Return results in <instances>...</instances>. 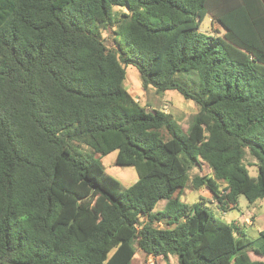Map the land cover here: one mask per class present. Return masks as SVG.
I'll list each match as a JSON object with an SVG mask.
<instances>
[{"label":"trees","instance_id":"trees-1","mask_svg":"<svg viewBox=\"0 0 264 264\" xmlns=\"http://www.w3.org/2000/svg\"><path fill=\"white\" fill-rule=\"evenodd\" d=\"M129 66L194 103L185 132L134 101ZM111 152L130 187L96 159ZM188 184L264 210V0H0V264H264V228L183 202Z\"/></svg>","mask_w":264,"mask_h":264},{"label":"rangeland","instance_id":"rangeland-1","mask_svg":"<svg viewBox=\"0 0 264 264\" xmlns=\"http://www.w3.org/2000/svg\"><path fill=\"white\" fill-rule=\"evenodd\" d=\"M115 13L120 11H125V9L114 8ZM116 31L115 27L111 29L104 30L101 29V36L104 39L105 45L108 48L114 46H123L124 44V35L114 34ZM200 32L212 35H220L222 30L217 25H211L209 17H205L200 24ZM125 88L128 93L132 96L134 101L139 103L141 107L151 111V110H161L170 115L176 127H180L182 131H186L192 116L197 112V107L193 102L183 99L177 92L168 91L164 93L155 94L152 90L143 91L140 84V77L138 71L129 66L126 70V80L124 82ZM81 151L87 152L88 149L84 146H81ZM117 152H111L108 155L100 156L96 155V159L99 161L104 172L110 177L116 179L120 182L123 188L130 187L137 180V175L135 170L132 167H122L115 164ZM245 164H254V161L251 158H247ZM248 170L251 176H256V168L254 166H248ZM210 175L211 171L205 163H202L201 168H192L189 170L190 178L195 175ZM200 198L205 200V206L211 212V214L225 222L230 223L232 220L240 217L241 214H246L248 211V203L243 196L238 198L236 209L230 210L226 213L221 212L217 207L218 204L213 202L211 195L204 190H194L191 188L190 184L184 189L181 200L185 203L192 204L194 202H199ZM161 208V205L159 206ZM249 215V214H248ZM248 221L250 219L248 218ZM263 215V218H262ZM259 219L255 223L254 228H251L247 222L246 224L250 228H246V233L256 239L258 237L257 231L263 229L264 226V210L260 209L258 211ZM245 223V222H244ZM262 245V241H260ZM146 261V258L139 252H136L135 257L133 258L131 264H143ZM158 264H178L175 257H170L168 263L163 262L161 259H156Z\"/></svg>","mask_w":264,"mask_h":264},{"label":"crops","instance_id":"crops-1","mask_svg":"<svg viewBox=\"0 0 264 264\" xmlns=\"http://www.w3.org/2000/svg\"><path fill=\"white\" fill-rule=\"evenodd\" d=\"M260 209H263L261 203L258 204V209H257V211H256L257 213H256V217H255V220H254V221L251 220V209L248 208L247 213H246V214H242L243 217H244V222H245V224H246V222H248V224L251 225V228H250V227L246 224V228H250V229L254 228L255 223H256L257 220L259 219L258 211H259ZM227 212H228V211H227ZM223 213H226V212H223ZM248 214H249V215H248ZM247 215H248V218L250 219V221H248V219H247ZM262 218H263V215H262ZM263 228H264V226H263ZM260 231H261V230H260ZM260 231H257V234H258Z\"/></svg>","mask_w":264,"mask_h":264},{"label":"built area","instance_id":"built-area-1","mask_svg":"<svg viewBox=\"0 0 264 264\" xmlns=\"http://www.w3.org/2000/svg\"><path fill=\"white\" fill-rule=\"evenodd\" d=\"M247 223H248V222H247ZM146 262H147L148 264H152V263H153V258L148 257L147 260H146Z\"/></svg>","mask_w":264,"mask_h":264}]
</instances>
